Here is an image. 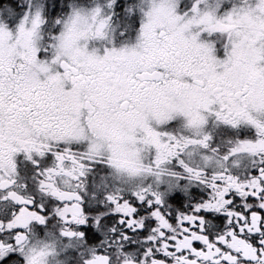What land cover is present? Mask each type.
<instances>
[{
    "label": "snow or ice",
    "instance_id": "6c2138e0",
    "mask_svg": "<svg viewBox=\"0 0 264 264\" xmlns=\"http://www.w3.org/2000/svg\"><path fill=\"white\" fill-rule=\"evenodd\" d=\"M116 9L132 21L122 29L113 21ZM178 118L183 131L162 127ZM220 125L249 131L221 154L212 147V128ZM190 146L207 150L201 153L204 167L215 162L224 168L238 153L258 156L264 165V0H107L87 7L70 0L51 21L42 0H28L22 13L16 0H0V190H7L0 199L20 205L0 218V259L9 257L6 264H49L56 254L55 242L47 239L53 221L79 228L62 227V237L99 240L87 225L99 230L107 213L87 208L76 190L82 182L72 181L98 166L126 181L183 178L165 167L173 159L189 179L208 183L213 199L197 202L195 215L178 212L169 220L164 194L151 185L105 193L110 211L123 214L117 223L129 217L126 226L144 230L145 240L159 238L167 257L157 256L161 248L148 247L137 259L121 246V264H199L201 258L264 264V166L248 181L224 171L207 177L204 168L181 158L191 156ZM148 152L152 159L145 163ZM20 154L34 169L36 190L60 204L37 203L11 188ZM58 176L71 191L56 183ZM18 187L27 191L28 184ZM232 190L244 199L243 211L228 207L234 197H225ZM222 211L227 219L215 217L217 232L213 213ZM33 221L43 226V237L32 231ZM118 239L130 236L121 232ZM184 249L195 258L177 257ZM83 264H112V258L93 247Z\"/></svg>",
    "mask_w": 264,
    "mask_h": 264
},
{
    "label": "flooded vegetation",
    "instance_id": "af4514ba",
    "mask_svg": "<svg viewBox=\"0 0 264 264\" xmlns=\"http://www.w3.org/2000/svg\"><path fill=\"white\" fill-rule=\"evenodd\" d=\"M46 6V14L49 17V20H54L57 16L62 15L64 6L70 0H42ZM77 3H86L90 2L104 4L107 0H76ZM124 3L128 2H137V0H123ZM212 2V0H209ZM28 0H16V9L18 12L23 11L27 6ZM35 3V0H33ZM121 14L119 16L120 28L122 29L127 23L132 21L126 15L124 17V12L116 9ZM117 12L113 15V21L117 19ZM137 14V19H138ZM218 35V34H214ZM180 121L182 118H178L176 121H172L166 127L167 130L180 132L183 131ZM211 128V124L209 126ZM249 130L243 126L240 129H231L227 126L220 125L219 127L212 128L213 141L212 147H218L221 154L227 152L228 149L232 146L237 138H243V135L246 134ZM191 152V156L186 153L181 154V158L185 159L193 167L204 168V174L207 177H211L214 172L224 171L225 175H232L239 177L240 181H248L252 175L258 174V168L264 165L259 164L258 156H249L247 153H238L233 156H230L228 161L223 162L224 168H218L215 165V162L209 167H204L203 161L201 159V153L206 152L204 149H193L190 148L187 150ZM152 152L144 154L145 163L149 162L152 159ZM17 163L19 165V175L16 177V184L12 185L11 188L16 191H21L23 194L29 197H35L36 202L44 203H55L60 204V201H53L51 196H45L42 193H39L36 190V180L32 179L33 176V167L30 163L24 159L23 154H20L17 157ZM167 167L172 173H181L183 178L177 177L175 175H165L163 176V182L158 183L155 180V177L149 175L144 178H137L134 181H126L122 178L109 175V170L106 167L98 166L91 170L85 177H81L80 181H72V185L75 186L78 183L82 182V186L77 188V191L81 192V195L85 196V206L89 209H98L107 213L103 218V221L100 225L99 230L95 229L94 226L90 223L87 225L89 230L95 231L96 235L99 237L98 241L84 243L76 238L62 237L59 234V230L62 227H70L73 230H79L76 224H61L58 221H53L48 225L47 230L52 233L48 236L47 239L53 240L55 242V253L54 255L49 256V264H83L85 259L90 257V249L95 247L96 251L99 253H104L111 256L112 264H121L122 256L118 249L123 246L124 251H129L130 255H134L135 258L139 259L146 248L152 247L153 251L156 252L157 248H161L160 252H157V256L162 259H167L164 256L162 250V241L158 238L156 241H148L143 239L144 230L137 228L135 231H132L131 228L127 227V220L129 217L125 216V224L117 223L116 217L123 215L122 213H116L115 215L110 211L112 207L108 202L104 201L103 197L105 193H117L118 189L123 188L125 192L130 189H139L140 187H145L151 185L152 191L160 192L164 194L165 203L163 205V213L169 220H174L178 212L186 215H195L193 211L194 205L197 202H203L205 199H213V189L209 186L208 183H201L198 180L189 179L188 174L183 172V169L176 163V160L173 159L170 163L166 164ZM42 178V177H40ZM65 178L62 176L56 177V183L61 187L65 188L62 181ZM28 184L27 191H24L22 188L18 187L20 184ZM217 184H221V180H216ZM65 190L71 191V188H65ZM247 190V189H246ZM254 190V189H253ZM7 190H0V195H3ZM234 202L228 207L235 210L243 211L245 201L244 199L237 194L235 190L230 191L229 195L225 198H233ZM255 198L249 197V201L254 200ZM20 205L16 204L11 200L0 199V218L10 217L14 209H18ZM204 211L203 209L201 210ZM143 215V213H142ZM224 216V219H227V216L224 215L223 211L220 213H213V222L212 229L214 231H220L216 228L215 217ZM95 215L90 216V220H94ZM236 218L233 217V224H235ZM186 226L193 228L195 231H200L198 227L193 225L191 222H184ZM196 225L199 224V221L195 222ZM32 231L36 232L38 236H44L43 226H39L35 221L32 222ZM157 224L155 220L152 221L151 227H156ZM84 227V226H80ZM115 227L116 232L113 233L111 228ZM135 227V225H133ZM206 229L209 227L208 224L204 226ZM222 227H228L224 225ZM161 230L164 231L161 226ZM150 231V229H149ZM121 232L128 233L130 239L124 241L118 239ZM152 235H157V233H151ZM173 233L169 232L168 235ZM207 234V233H205ZM2 236V234H0ZM182 239V237H180ZM211 238V237H210ZM35 239V237H34ZM176 241L168 240V244H175ZM193 244H200L199 241H193ZM203 247V245H201ZM169 252H176V249L173 247H168ZM205 251L207 249L205 248ZM12 255V254H9ZM176 256H187L188 259H194V255L190 253V250L184 249L181 252H177ZM9 257H4L0 259V264H6ZM168 264H173L171 259H168ZM179 264V262H178ZM199 264H211V261H205L201 258ZM251 264V262H248Z\"/></svg>",
    "mask_w": 264,
    "mask_h": 264
},
{
    "label": "rangeland",
    "instance_id": "374dc122",
    "mask_svg": "<svg viewBox=\"0 0 264 264\" xmlns=\"http://www.w3.org/2000/svg\"><path fill=\"white\" fill-rule=\"evenodd\" d=\"M94 2H90L89 4H86V3H84V5L87 7V6H91L92 4H93ZM117 12V19L116 20H114V24H116V23H118V24H120V22H119V16H120V12L119 11H116ZM126 16V14L124 13V17ZM138 17H139V14H138Z\"/></svg>",
    "mask_w": 264,
    "mask_h": 264
}]
</instances>
